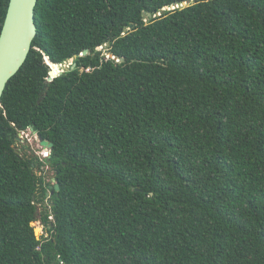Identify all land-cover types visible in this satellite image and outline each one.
I'll return each mask as SVG.
<instances>
[{
	"label": "trees",
	"instance_id": "obj_1",
	"mask_svg": "<svg viewBox=\"0 0 264 264\" xmlns=\"http://www.w3.org/2000/svg\"><path fill=\"white\" fill-rule=\"evenodd\" d=\"M34 18L0 98V264H264V0ZM44 58L74 68L48 83ZM30 129L47 157L18 148Z\"/></svg>",
	"mask_w": 264,
	"mask_h": 264
},
{
	"label": "water",
	"instance_id": "obj_2",
	"mask_svg": "<svg viewBox=\"0 0 264 264\" xmlns=\"http://www.w3.org/2000/svg\"><path fill=\"white\" fill-rule=\"evenodd\" d=\"M36 4L37 0L8 1L6 14L0 31V98L7 82L22 67L30 51L32 40L36 35V27L34 24V9ZM187 4H189V2L183 5ZM183 5H180V7ZM159 15L160 14H158V16ZM86 53V50L83 51L81 56L86 55ZM44 61L49 66L48 78L46 79L48 83L64 72L74 68V65H71L73 59L69 60L68 65H71L70 68L67 65H54L48 58H44ZM55 67L56 69H53ZM30 132L36 135L32 129H30ZM18 136H20V134ZM38 143L42 148L49 151L51 150L52 144L49 142L38 139ZM52 184L54 191L58 192L59 187L55 183V180H52ZM52 194L53 192H50V195Z\"/></svg>",
	"mask_w": 264,
	"mask_h": 264
},
{
	"label": "rangeland",
	"instance_id": "obj_3",
	"mask_svg": "<svg viewBox=\"0 0 264 264\" xmlns=\"http://www.w3.org/2000/svg\"><path fill=\"white\" fill-rule=\"evenodd\" d=\"M20 139V142L18 144V148L20 147H27L29 150L33 152L35 156H37L39 159H43L44 157H47L49 154V151L47 149L42 148L39 143L36 135L32 134L29 130L22 132L21 136H18ZM46 171L45 173V180L47 182L51 183L52 180V172L48 169L44 168ZM34 228V233L37 237L44 234V230L42 229L39 222H35L31 224Z\"/></svg>",
	"mask_w": 264,
	"mask_h": 264
},
{
	"label": "built area",
	"instance_id": "obj_4",
	"mask_svg": "<svg viewBox=\"0 0 264 264\" xmlns=\"http://www.w3.org/2000/svg\"><path fill=\"white\" fill-rule=\"evenodd\" d=\"M20 136H21V133H20Z\"/></svg>",
	"mask_w": 264,
	"mask_h": 264
}]
</instances>
